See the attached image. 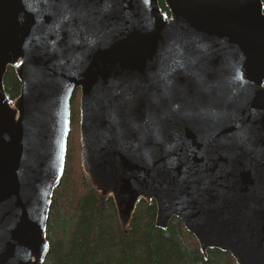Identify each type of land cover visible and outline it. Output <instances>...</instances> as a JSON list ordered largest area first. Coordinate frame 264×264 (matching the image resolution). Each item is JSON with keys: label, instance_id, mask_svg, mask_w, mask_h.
I'll list each match as a JSON object with an SVG mask.
<instances>
[{"label": "water", "instance_id": "water-1", "mask_svg": "<svg viewBox=\"0 0 264 264\" xmlns=\"http://www.w3.org/2000/svg\"><path fill=\"white\" fill-rule=\"evenodd\" d=\"M159 1L0 0V264H44L77 90L82 170L124 231L154 202L205 258L264 264L263 1Z\"/></svg>", "mask_w": 264, "mask_h": 264}, {"label": "trees", "instance_id": "trees-1", "mask_svg": "<svg viewBox=\"0 0 264 264\" xmlns=\"http://www.w3.org/2000/svg\"><path fill=\"white\" fill-rule=\"evenodd\" d=\"M3 83L13 102L21 87L13 67H8ZM78 95L79 90L73 99ZM78 100L71 103L73 141L67 144L63 175L49 209L45 235L50 247L44 264H236L217 249L208 250L205 258L177 218L166 230L157 228L154 202H139L127 231L121 228L112 198H101L82 170Z\"/></svg>", "mask_w": 264, "mask_h": 264}, {"label": "rangeland", "instance_id": "rangeland-1", "mask_svg": "<svg viewBox=\"0 0 264 264\" xmlns=\"http://www.w3.org/2000/svg\"><path fill=\"white\" fill-rule=\"evenodd\" d=\"M19 92H20V91H19ZM74 93H75V92H74ZM73 96H74V95H73ZM73 98H74V97H72V101H71V103L74 102V101H76L77 99H79V95H78V96H75V99H73ZM78 102H79V100H78ZM72 141H73L72 137L69 136V137H68V143H67V144H68V145L71 144ZM79 141H80V137H79Z\"/></svg>", "mask_w": 264, "mask_h": 264}, {"label": "snow or ice", "instance_id": "snow-or-ice-1", "mask_svg": "<svg viewBox=\"0 0 264 264\" xmlns=\"http://www.w3.org/2000/svg\"><path fill=\"white\" fill-rule=\"evenodd\" d=\"M149 2V0H145V3H148Z\"/></svg>", "mask_w": 264, "mask_h": 264}]
</instances>
